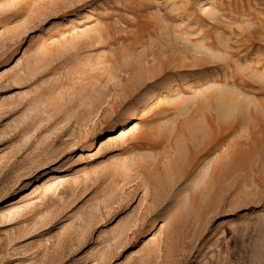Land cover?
Masks as SVG:
<instances>
[{
  "label": "rangeland",
  "instance_id": "obj_1",
  "mask_svg": "<svg viewBox=\"0 0 264 264\" xmlns=\"http://www.w3.org/2000/svg\"><path fill=\"white\" fill-rule=\"evenodd\" d=\"M0 264H264V0H0Z\"/></svg>",
  "mask_w": 264,
  "mask_h": 264
},
{
  "label": "bare ground",
  "instance_id": "obj_2",
  "mask_svg": "<svg viewBox=\"0 0 264 264\" xmlns=\"http://www.w3.org/2000/svg\"><path fill=\"white\" fill-rule=\"evenodd\" d=\"M178 37V36H177ZM160 38V37H159ZM167 39H168V37H167ZM169 40V39H168ZM184 42V41H183ZM167 43V45H168V47H169V52H171V51H175V50H177L176 48H175V46L174 45H171L170 44V42L168 41V42H166ZM185 43V42H184ZM170 45V46H169ZM177 46V45H176ZM178 47V46H177ZM179 48V47H178ZM182 48H184V49H186V45L184 46V47H182ZM189 48V47H188ZM166 51H167V49H165ZM191 50V49H190ZM190 50H188V51H190ZM166 51H165V53H166ZM180 51V50H179ZM191 51H193V49L191 50ZM160 52V51H159ZM176 52V51H175ZM174 52V53H175ZM195 52V51H194ZM179 53V52H178ZM153 54V53H152ZM163 54H164V52H163ZM171 54H173V53H171ZM197 54V53H196ZM200 54H202V53H200ZM154 55V54H153ZM159 55H161V54H159ZM155 56V55H154ZM154 56H152V58L154 59ZM201 56H203V55H201ZM160 57L161 56H159V57H157L156 56V59L158 58V59H160ZM207 57V56H206ZM168 61V60H167ZM204 61V60H203ZM207 61V60H206ZM197 62H199V61H197ZM208 62V61H207ZM170 63V62H169ZM168 63V64H169ZM212 63V62H211ZM161 64V63H160ZM163 64V63H162ZM140 66V65H139ZM161 66V65H160ZM175 66V65H174ZM168 68V67H167ZM157 69H158V67H157ZM156 69V70H157ZM171 68L169 67V69L168 70H170ZM178 69H181V67L179 68H177L176 70H178ZM132 70V69H131ZM152 70V69H151ZM155 70V69H154ZM153 70V71H154ZM159 70V69H158ZM162 70H163V72H165V68H164V66H163V68H162ZM168 70H166V72L168 71ZM172 70V69H171ZM170 70V71H171ZM182 70V69H181ZM184 70V69H183ZM186 70V69H185ZM160 71V70H159ZM159 71H157V72H159ZM169 71V72H170ZM175 71V70H174ZM132 72H134V71H132ZM137 73H140V72H137ZM154 73H156V71L154 72ZM151 74H152V72H151ZM154 74H152V76H153ZM156 75H158L159 76V74L157 73ZM156 75H154V77L156 76ZM161 76V75H160ZM159 76V77H160ZM147 77V76H146ZM133 79H134V77H133ZM140 80V79H139ZM155 80V79H154ZM147 81V80H146ZM152 81V80H151ZM150 81V79H149V82H151ZM223 118V117H222ZM131 122V119H126L125 121H123L122 123H118V124H116V125H114L115 126V130H119V129H121L123 126H125L126 124H129ZM181 131V130H180ZM170 133V132H169ZM163 136V135H162ZM192 139V138H191ZM196 146V145H195ZM168 147V146H167ZM198 147H197V151H198ZM200 149H202V147L200 148ZM191 150V149H190ZM194 150V149H193ZM195 151V150H194ZM193 151V152H194ZM204 151V150H203ZM195 153V152H194ZM196 154H197V152H196ZM198 162V161H197ZM196 165V164H195ZM211 167V166H210ZM191 169H192V167L191 166H188V168L184 171V173H183V176H187V175H189L188 173L189 172H191ZM209 174H211V176L213 175V169H211L210 171H209ZM190 178V177H189ZM214 179V178H213ZM212 178H211V180H213ZM187 181V180H186ZM180 189V188H179Z\"/></svg>",
  "mask_w": 264,
  "mask_h": 264
}]
</instances>
